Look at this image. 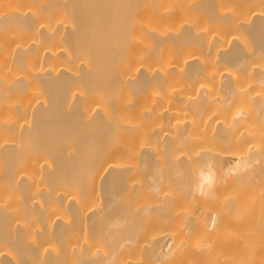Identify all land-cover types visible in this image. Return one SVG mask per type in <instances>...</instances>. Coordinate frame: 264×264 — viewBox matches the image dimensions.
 Segmentation results:
<instances>
[{
  "label": "bare ground",
  "instance_id": "6f19581e",
  "mask_svg": "<svg viewBox=\"0 0 264 264\" xmlns=\"http://www.w3.org/2000/svg\"><path fill=\"white\" fill-rule=\"evenodd\" d=\"M223 186L264 190V0H0V264L191 263Z\"/></svg>",
  "mask_w": 264,
  "mask_h": 264
},
{
  "label": "rangeland",
  "instance_id": "374dc122",
  "mask_svg": "<svg viewBox=\"0 0 264 264\" xmlns=\"http://www.w3.org/2000/svg\"><path fill=\"white\" fill-rule=\"evenodd\" d=\"M224 188H226L228 191H226V189H224ZM224 188L223 189L225 191L220 190V192H219V188L217 187L215 189V191L213 192V194L212 193L209 194L210 196L206 195L207 197L204 196L205 200H203V201H206L205 202L206 204L204 203L203 206L206 208L207 211H209V212L206 211L207 213L205 215L209 214L210 216H212L210 214L211 212H212V214H214L215 212L220 213V212H223L222 210L225 208H228L229 209L228 211H230L231 208H229L228 204L226 203L227 198H228L227 196H229V198L230 197L232 198V195H234V194H232V195L230 194V192H232V191H229V189L231 188L230 186L229 187L227 186ZM256 192H258V193H256ZM256 192H254L255 194L253 193L254 194V195H252L253 198H252V196H249V198L245 197L246 200H245V198H243L244 200L241 199L242 202H245L248 205H246L244 203H243L244 206L241 205L242 203L241 204H235L234 208L231 209L230 212H232V213H230V214L232 216L229 214L231 217L238 218L239 215H240V217L245 216L244 217L245 220H244L243 224L242 223L241 224L235 223V224H231V225L229 224L226 227H223L220 230L221 237H222L221 241L220 240L219 241H216V240L212 241V240L208 239L209 238L208 235L210 233L209 232L210 228L206 229L203 232L198 233V234H195L193 232L192 236L190 237L191 242L189 241V243H188V244H190V243H192V244L190 246L188 245V247L192 248V250H194V249L196 250L197 248L201 247L203 244V246L201 248L204 251L207 248H209V249H207L203 254L201 253V256H199L200 254H198L197 256L195 254H194L195 256H193L191 254L192 256L188 257V258L190 259V258L194 257V258H192L193 259V261L191 262L192 264H264V208H263L264 207V202H263L264 201V196H263L264 190L263 191H256ZM260 193H261V195H260ZM215 197L216 198L218 197L217 198L218 201L215 199ZM234 197H235V195H234ZM259 199H260V201H259ZM224 200H226V201L224 202ZM255 200H256V202H255ZM209 201H210V203H207ZM251 202H254V203L251 204ZM212 203H213V208L211 206V208H212L211 209L210 205ZM214 203H215V205H214ZM220 204H221V206H220ZM225 204H227L228 207H226ZM205 205H207V207ZM237 205H238V207H237ZM253 207H255V209ZM256 209H258V210H256ZM241 214L242 215L244 214V215L241 216ZM209 215L204 216L205 218L207 217L206 220H208L210 218ZM226 236L228 238H225ZM205 239H208V240H205ZM205 242L207 243V246L204 245V244H206ZM220 245H221V247H220ZM144 249H145V252L144 251L141 252V255H142L141 256V260H142L141 264H168V262L170 264L171 263L170 261H174V258H175L174 256L175 255L177 256V254H175V251H174L175 255H173V252H172L168 256H163L162 252H160L161 255L160 254H157V255L153 254L154 250H152V248L150 249V247H148L146 249L144 246V247H142V250H144ZM149 250H151V252ZM195 250H194V252L197 253V250L196 251ZM159 255L161 257H159ZM171 256L174 258H172ZM169 258L170 259L172 258L173 260H170ZM168 259H169V261H167ZM161 261H163V262H161ZM166 261H167V263H166ZM189 261H191V260H189ZM191 263L189 262L188 264H191Z\"/></svg>",
  "mask_w": 264,
  "mask_h": 264
},
{
  "label": "clouds",
  "instance_id": "9594fccd",
  "mask_svg": "<svg viewBox=\"0 0 264 264\" xmlns=\"http://www.w3.org/2000/svg\"><path fill=\"white\" fill-rule=\"evenodd\" d=\"M243 166H244V165H243ZM243 166H242V167H243ZM204 183H208V186L211 187V184L209 183L208 178H205Z\"/></svg>",
  "mask_w": 264,
  "mask_h": 264
}]
</instances>
